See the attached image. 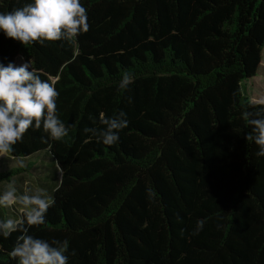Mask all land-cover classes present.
I'll use <instances>...</instances> for the list:
<instances>
[{"label":"trees","instance_id":"1","mask_svg":"<svg viewBox=\"0 0 264 264\" xmlns=\"http://www.w3.org/2000/svg\"><path fill=\"white\" fill-rule=\"evenodd\" d=\"M30 2L0 0V13ZM81 3L89 30L73 41L23 46L0 32V65L29 62L69 127L62 141L29 128L6 156L45 152L55 171V204L28 234L67 239L68 264H264V157L242 115L264 118V103L241 88L260 67L264 0ZM120 111L129 123L114 145L84 131ZM18 215L0 206V220ZM21 234H0V264H18Z\"/></svg>","mask_w":264,"mask_h":264},{"label":"clouds","instance_id":"2","mask_svg":"<svg viewBox=\"0 0 264 264\" xmlns=\"http://www.w3.org/2000/svg\"><path fill=\"white\" fill-rule=\"evenodd\" d=\"M88 30L87 9L81 0H31L23 7L0 13V32L23 46L34 43L43 45L46 41L62 39L73 41ZM29 69V62L19 67L11 63L0 65V157L12 153L14 145L22 142L29 128L43 127L55 141L69 136V127L57 116L59 93L52 83L42 80L34 70ZM133 80L134 75L125 71L119 88L127 90ZM242 115L252 127V133H255H247L245 138L253 140L259 147L257 155L264 157V118H253L254 114L249 111ZM100 123L105 127L85 128L84 131L111 146L118 142L119 133L128 126L129 121L126 113L120 111L112 117L102 118ZM30 192L27 190L22 195L18 194L15 182H12L0 195V206H19L17 218L0 220V234L3 237L7 238L14 232L22 233L10 256L17 259L18 264H68L67 239L49 243L28 234L29 227L45 223L48 209L55 204L54 197L43 188ZM203 223L198 222L197 232L202 229ZM72 254L75 255V252Z\"/></svg>","mask_w":264,"mask_h":264},{"label":"rangeland","instance_id":"3","mask_svg":"<svg viewBox=\"0 0 264 264\" xmlns=\"http://www.w3.org/2000/svg\"><path fill=\"white\" fill-rule=\"evenodd\" d=\"M25 63L20 57H17L14 65L21 66ZM242 92L251 102L264 103V49L261 53V63L256 76L252 79L245 80L242 83ZM45 152H39L27 159H6V157H0V172H5L8 169L25 167L26 165H31V170L15 177L12 182H15V187L17 193L22 195L27 190H31L34 193L37 188H43L52 195L53 188L55 186V171L52 164L46 161ZM36 173H33V172ZM59 174V173H58ZM60 177V175H59ZM11 182V183H12ZM10 183L0 184V195L7 189ZM22 190V191H20ZM18 212L19 206H13L12 208H7Z\"/></svg>","mask_w":264,"mask_h":264}]
</instances>
